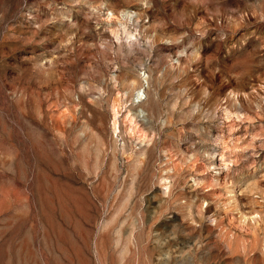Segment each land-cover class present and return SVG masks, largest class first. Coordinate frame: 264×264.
I'll return each instance as SVG.
<instances>
[{
  "label": "rangeland",
  "instance_id": "1",
  "mask_svg": "<svg viewBox=\"0 0 264 264\" xmlns=\"http://www.w3.org/2000/svg\"><path fill=\"white\" fill-rule=\"evenodd\" d=\"M0 264H264V0H0Z\"/></svg>",
  "mask_w": 264,
  "mask_h": 264
},
{
  "label": "bare ground",
  "instance_id": "2",
  "mask_svg": "<svg viewBox=\"0 0 264 264\" xmlns=\"http://www.w3.org/2000/svg\"><path fill=\"white\" fill-rule=\"evenodd\" d=\"M139 91L141 90V88H139L138 89ZM141 92V91H140ZM116 113V112H115ZM131 122H132V118H131ZM114 126H115V129H117V127H118V122H117V118H116V116H115V118H114Z\"/></svg>",
  "mask_w": 264,
  "mask_h": 264
}]
</instances>
